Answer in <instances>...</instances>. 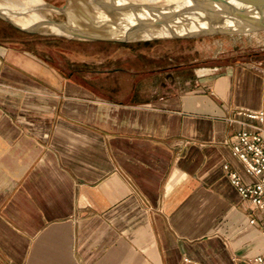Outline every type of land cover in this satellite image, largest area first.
Returning a JSON list of instances; mask_svg holds the SVG:
<instances>
[{
    "label": "crops",
    "instance_id": "crops-1",
    "mask_svg": "<svg viewBox=\"0 0 264 264\" xmlns=\"http://www.w3.org/2000/svg\"><path fill=\"white\" fill-rule=\"evenodd\" d=\"M90 42L129 51H92L93 66ZM132 43L0 17L1 264H251L264 250L223 167L253 178L230 138L239 108L264 107V56L148 72L131 52L149 41Z\"/></svg>",
    "mask_w": 264,
    "mask_h": 264
},
{
    "label": "rangeland",
    "instance_id": "rangeland-1",
    "mask_svg": "<svg viewBox=\"0 0 264 264\" xmlns=\"http://www.w3.org/2000/svg\"><path fill=\"white\" fill-rule=\"evenodd\" d=\"M0 1L10 3L12 0ZM44 1L57 5L66 2L67 8L65 9V13H63L57 9L41 7L38 11L43 16L57 20L67 19V21L74 26L82 28L86 32L95 34L120 35L124 31L125 25L129 23L127 18L128 14H132L134 17L131 8H111V11L109 12L103 9L102 6L98 5L95 0ZM126 1L132 2L136 5L134 13L139 17L143 18L149 16V14H140V12H144L146 9L142 4L137 3L138 0ZM133 1H136V3ZM151 4L155 3L153 2ZM40 32H46L48 34L53 33L47 29ZM31 33H36V31H31ZM66 35L71 36L68 34ZM146 38L145 36H136L131 39L133 40L132 44H134V40L137 39L149 41L148 45L140 44V46L133 47L131 54H141L143 59L147 57L149 63L148 72L158 71L159 69L157 65L159 62L164 61L169 64L177 62L195 64L198 69L200 66L207 64L224 63L236 60L247 61L264 56V29L238 33L202 34L193 37ZM84 49L85 60L90 63L96 62L93 66H97L98 59L97 56H95L96 53H93L92 51L100 49L101 52L97 54L101 56L105 54L107 55L108 53L111 55L128 54L127 52L129 51V48L118 46L114 43L102 44L97 47L95 43L92 42L84 43ZM91 53L94 54V59L90 57Z\"/></svg>",
    "mask_w": 264,
    "mask_h": 264
},
{
    "label": "water",
    "instance_id": "water-1",
    "mask_svg": "<svg viewBox=\"0 0 264 264\" xmlns=\"http://www.w3.org/2000/svg\"><path fill=\"white\" fill-rule=\"evenodd\" d=\"M95 1L102 3L101 0ZM117 1H115L117 6H112V8H131L133 10L132 13L134 14L133 18H135V22L128 28L129 30L141 24L146 26L161 24L189 26L191 23L198 24V28L194 30L171 32L168 34H154L145 36V38L193 37L202 34L238 33L264 29V0H190L188 4L153 5V7H144L148 9L149 12H147V14H149V16L143 18L134 13V8L136 7L134 3L126 0H122V2L119 3ZM41 6L57 9L63 13H65V9L67 8L66 2L61 5L46 2ZM41 6H34L32 9L38 10ZM0 17L20 29L34 31L33 29L20 26L12 20L11 17L1 11ZM49 21L58 26L65 27L71 36L84 39L127 41L136 37L130 36L126 31L117 36L86 32L84 29H78L73 24L69 23L67 19H50Z\"/></svg>",
    "mask_w": 264,
    "mask_h": 264
},
{
    "label": "built area",
    "instance_id": "built-area-1",
    "mask_svg": "<svg viewBox=\"0 0 264 264\" xmlns=\"http://www.w3.org/2000/svg\"><path fill=\"white\" fill-rule=\"evenodd\" d=\"M237 111L247 119L231 118L242 124V127L230 138L231 152L239 160L244 171L253 178L244 181L235 169L229 168L227 163H224L223 167L227 169L229 180L236 187L239 195L249 199L253 207L259 211L258 215L250 216L248 221L257 222L264 234V107L239 108ZM250 262L264 264V250L251 256Z\"/></svg>",
    "mask_w": 264,
    "mask_h": 264
},
{
    "label": "bare ground",
    "instance_id": "bare-ground-1",
    "mask_svg": "<svg viewBox=\"0 0 264 264\" xmlns=\"http://www.w3.org/2000/svg\"><path fill=\"white\" fill-rule=\"evenodd\" d=\"M101 2L95 1L98 5L102 6L103 9L107 11H111L112 6L115 7L117 4L113 0H101ZM5 1H0V11L7 14L9 17L12 18L17 24L20 26L30 28L33 30H50L55 33H61V34H68V31L63 26H58L56 24L51 23L49 20L52 18H47L43 16L38 10L32 9L34 6H41L46 1L44 0H12L10 3H4ZM9 2V1H8ZM122 2V0L117 1ZM136 3V1H133ZM155 4H151V3ZM190 0H138V4H142L145 8L147 6L153 7L159 6V5H180V4H188ZM41 7H47V6H41ZM148 7V8H149ZM49 11V10H48ZM164 11V9H163ZM50 12V11H49ZM56 12V11H55ZM148 9H146L144 12H140V14H147ZM45 13V12H44ZM58 13V12H57ZM129 23L125 25L124 31L130 34V36H149L154 34H168L171 32H181V31H188V30H194L198 28V24L191 23L189 26L185 25H169V24H161V25H153V26H146V25H138L134 28L128 29L133 22H135V18H133L132 14H128L127 16ZM203 24V23H202ZM77 27V26H75ZM79 29V27H77Z\"/></svg>",
    "mask_w": 264,
    "mask_h": 264
},
{
    "label": "flooded vegetation",
    "instance_id": "flooded-vegetation-1",
    "mask_svg": "<svg viewBox=\"0 0 264 264\" xmlns=\"http://www.w3.org/2000/svg\"><path fill=\"white\" fill-rule=\"evenodd\" d=\"M91 40H100V41H103L102 39H91Z\"/></svg>",
    "mask_w": 264,
    "mask_h": 264
}]
</instances>
